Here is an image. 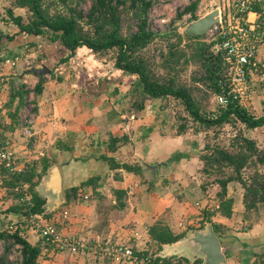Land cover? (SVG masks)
Here are the masks:
<instances>
[{"label": "crops", "instance_id": "1", "mask_svg": "<svg viewBox=\"0 0 264 264\" xmlns=\"http://www.w3.org/2000/svg\"><path fill=\"white\" fill-rule=\"evenodd\" d=\"M6 3L0 0V6L5 7ZM257 15L256 10H251L247 17L257 19ZM9 27L0 25L2 31L10 35L0 39V56L21 54L30 56L33 61L26 68L20 65L0 68V123L11 140L18 167L38 160V170L40 160L45 157L50 159L46 170L53 163L57 165L61 174L62 204L53 211L46 205L49 212H54L49 218L57 220L61 208L67 207V221L59 225L67 234L91 242L122 241L131 244L133 249H150L154 255H184L175 248L183 237L158 245L149 237L148 228L160 219L174 231L187 232L201 223L204 208H213L206 207L210 195L194 180V172L200 166L196 140L187 143L183 130L175 133V124L164 113L160 114L162 106L158 98H147L143 108L133 109L131 95L136 86L135 74L123 71L114 63H106L102 54L80 45L72 55L62 59L69 50L58 40H50L47 35L17 32L16 25L11 30ZM257 54L264 58V43L259 44ZM256 76L250 74V84ZM40 81L42 89L35 93L33 87ZM20 84L29 89L25 96L27 102L18 109L20 118L13 120L17 97L11 104L6 102L10 92ZM110 135H126L127 140L111 150L108 147ZM103 154L114 156L117 162L139 163L140 169L129 170L121 165L111 168ZM178 154L179 158L174 160ZM145 162L157 164V171L145 169ZM39 182L36 189L40 193ZM188 184L199 188L195 191L198 194L193 195L200 205H196L198 201L192 202ZM115 188L125 192L119 197L123 202L120 206L114 204ZM42 195L47 202L49 197ZM229 195L234 199L231 215H223L218 210L211 215L212 221L220 224L221 231L214 233L225 256L224 264H264V213L261 208L251 217L241 212L240 223H234L232 219L237 216L234 203L241 200L237 193ZM10 199L8 196L7 203ZM202 203L203 210L200 209ZM241 206L244 209L243 202ZM182 213L184 217L180 218ZM207 224L211 223L205 221L202 227ZM24 229L29 241H40L36 228L25 224ZM135 231L138 232L136 237ZM85 252L53 250L45 260L57 264L127 263L99 256L91 258L88 256L91 254ZM228 255L231 261L227 263Z\"/></svg>", "mask_w": 264, "mask_h": 264}, {"label": "trees", "instance_id": "2", "mask_svg": "<svg viewBox=\"0 0 264 264\" xmlns=\"http://www.w3.org/2000/svg\"><path fill=\"white\" fill-rule=\"evenodd\" d=\"M53 1L61 4L63 9L50 10L46 0H13L11 4H7V6L4 7L7 15L3 16L2 14L1 20L3 22H7V20L12 21L18 27L17 32L47 35L50 40H58L69 50L67 56L62 59H66L68 56L72 55L80 45H85L93 52L100 54L107 49H114V65L125 72L135 74L136 86L133 93H136L137 98L133 103L136 109L143 108L144 101L147 98L161 99L173 96L179 98L184 103L185 108L194 119L206 125L222 123L223 121L229 120L231 117L238 118L247 127L251 128L264 125V112L258 116L253 115L238 100H231L225 105L217 103L218 109L214 115L208 116L203 114L200 112L199 106L195 102L193 96L184 86L176 84L171 77L161 80L155 75L147 59L142 54L143 48L146 47L156 35L160 34L159 31L151 29L148 24V11L152 6V0H92L86 14H83L82 9L78 8L80 0ZM196 4L197 0H193L191 3L187 4L177 13V17H180L185 12L194 11ZM14 6L26 7L28 11L26 20H24L22 13L14 12ZM251 10H256L260 15L264 16V0H252ZM130 18L135 21V28L125 30L122 20H129ZM126 25L127 28L130 27L129 21H127ZM164 34L168 35V32H164ZM174 34L178 38L176 43L180 42L182 34L178 32ZM183 34L189 39L202 36L189 35L186 32H183ZM9 36V34L0 29V39ZM195 46L197 53H199V56L202 58L201 64L204 67L202 76L210 80V86L214 93L222 92L226 89L228 83V67L224 61L223 55L212 49L211 40H197ZM168 55L173 56L177 60L180 53H178V50H170ZM41 89V81L37 82L33 87L35 93L40 92ZM28 91L29 89L26 88L24 84H20L18 89L16 88L10 92L6 104L13 103L15 97H17L15 113L13 116L10 113L13 120H18L20 118L17 112L21 106L23 107L24 104H26L27 101L25 96ZM181 131L182 129L177 127L175 133H180ZM126 138V135H110L108 141L109 149H115L118 143L125 142L127 140ZM243 139L248 145V149L254 147L253 139L245 136ZM198 153L199 158L203 161L202 168L204 170L209 169L208 166H212L215 161L219 165L225 163L226 166L231 167V173L224 178L218 179L220 190L216 195L218 198L217 207L212 209L204 208L201 223L193 226L202 227L205 221H209L214 232L219 233L221 231L220 224L212 221L211 215L217 210L223 215H231L234 199L227 194V183L231 180L241 181L244 187V214L250 217L249 211L251 208L257 213L260 206L264 205L263 175H257L259 178L254 176L249 183L241 178V169L248 162L251 154L241 148L231 151L222 147L214 149L211 153H200V151ZM178 156L179 154L175 155L173 159H178ZM102 157L107 160L111 168H116L121 165L125 169L137 171L141 166L139 163L117 162L114 160V156L106 154H103ZM257 160L264 162V151L257 156ZM37 161L34 160L33 162L27 163L26 166L17 170H10L5 167L3 163H0V185L7 191V196L9 195L11 198L13 197L15 199V202L9 206V209L19 212L25 219H28L30 214L35 213L40 214L45 219L54 214V212L48 211L46 197L41 195L36 189V185L45 174L50 159L46 157L42 158L40 160L41 167L38 170L36 167V163L38 164ZM14 163H17L16 158ZM97 178L98 177H96V179ZM113 191L117 197L114 204L115 206H120L123 202L119 200V197L125 192L123 189L119 188H115ZM22 197L25 198V201L21 200ZM185 232L186 230L174 231L168 224L162 222L160 219L153 222L148 228L149 237L158 245L177 241L185 235ZM0 239L18 245L19 259L17 264H39L40 257L43 255L48 257V252L53 251L52 249L44 251L43 247L45 244L42 243L41 238L40 241L34 243L29 241L26 235L20 231L19 227L11 232L6 228L1 229ZM8 248L9 245L7 244L5 246V251L0 253V264H11L6 257ZM133 251L139 256L149 253L148 249H133ZM152 257L154 264H185L189 260L188 257L175 254L171 256L155 255ZM193 264H200V258H195Z\"/></svg>", "mask_w": 264, "mask_h": 264}, {"label": "rangeland", "instance_id": "3", "mask_svg": "<svg viewBox=\"0 0 264 264\" xmlns=\"http://www.w3.org/2000/svg\"><path fill=\"white\" fill-rule=\"evenodd\" d=\"M6 4H11L13 0H6ZM193 0H152V6L148 11V24L149 27L155 31H159L160 34L156 35L154 39L142 50V54L148 61L149 66L155 75L161 79L165 80L169 77L173 78L174 82L178 85L184 86L190 94L193 96L195 102L199 106L200 112L206 115H212L216 113L218 109V104L214 97V92L212 91V87L210 86V80L203 77L204 67L201 64L202 58L199 56V53L196 51L195 42L197 40H205L207 41V37L204 34H201V37L189 39L187 38L183 32L184 26L197 17L204 15L205 13L213 10L214 8H218L221 12L222 18L227 20L228 15H233L235 13V8L233 3L236 0H197L196 7L192 12H185L180 17H177V13L181 11L187 4L191 3ZM92 0H80L78 4V8L82 9L83 14H86L89 6L91 5ZM46 3L49 5L50 10L55 9H63L61 4L53 1L46 0ZM7 6V5H6ZM15 13H22L24 16V20L28 16V11L26 7L24 8H13ZM0 14L6 16V10L4 6L1 4L0 6ZM123 26L126 30H131L135 28V21L130 18L129 20L123 19ZM127 21H129L130 27L127 28ZM0 25L2 26H11L13 28L15 24L11 22H3L0 16ZM1 29V28H0ZM7 29V27H6ZM5 29V30H6ZM2 30V29H1ZM164 32H168V35L164 34ZM178 32L182 34V38L180 42L178 41L177 36L174 34ZM173 44V45H172ZM170 50H178L180 53L178 59L176 60L173 56H169L168 52ZM105 62L114 63L113 55L115 54L114 49H107L103 53H101ZM248 94L242 100L241 104L247 108V110L253 115H260L264 111V80L260 76H256L251 79V84L249 82L248 86ZM132 100H136L137 95L133 93L131 95ZM151 101V100H147ZM158 103L162 106V111L169 117V121L173 122L176 127L181 128L185 135V141L188 143L189 140L195 139L197 142V149L200 153L205 152H213L214 149L222 147L227 150H236L241 148L242 150H246L249 152L250 158L245 166L241 169V178L249 183L254 176L263 175L264 178V162H260L257 160V156L264 151V125L256 126V127H247L243 122H241L238 118L231 117L227 121H223L222 123H215L212 125H206L192 117V115L187 111L184 106V103L179 99L173 96H169L166 98H158ZM133 109L137 110L135 106ZM160 108V106H156ZM159 111V110H158ZM28 112V109L27 111ZM27 114V113H26ZM27 117V116H26ZM171 124V123H169ZM182 126V127H181ZM248 137L254 140V147L248 149V145L245 143L243 137ZM198 159L199 156H198ZM203 161L199 160V168L194 172L195 179L197 183L195 185L202 186L209 193V200L205 204L206 207H217L216 195L220 190V184L218 179L226 177L231 173V167L226 166L225 163H221L220 165L214 161L212 166H208L209 169L204 170L202 168ZM259 178V176H257ZM189 182V181H188ZM175 183V182H174ZM2 188V186L0 185ZM182 187V186H181ZM0 192V213L4 212V215L0 214V230L6 228L9 232L13 231L15 228L19 227L20 231L27 236V233L24 229L25 224H28L29 227L36 228V224L41 223L40 217H35L33 219H25L21 214H15L11 212L9 206L15 202V199L12 197L7 203V191L3 188ZM3 190V191H2ZM187 190L190 192L189 195H193L196 190L199 191V188H193L187 185ZM244 187L242 182L239 180H231L227 183V194L237 193L239 199L237 203H234L235 215H237L232 221L234 223H240L238 220L245 210L242 208L241 203L243 202L244 197ZM6 196V198H5ZM193 201H198L196 205H200V201L194 195ZM197 198V200H195ZM210 202V203H209ZM209 203V204H208ZM4 204L6 207H4ZM203 204V203H202ZM259 204V203H258ZM203 204L200 206V209L203 210L205 207ZM262 205V204H259ZM14 206V205H13ZM261 212L264 210V205L260 206ZM255 212L254 209H250L249 214L250 217L252 213ZM202 214V212H201ZM255 216V215H253ZM184 217V213L181 214L180 218ZM13 223V227L9 228V224ZM194 228V226H193ZM36 231V230H35ZM9 245L6 257L9 259L11 264H17L19 259V250L18 245L11 244L8 241L0 239V253L5 251V246ZM179 249L178 251H182L184 255L181 256L188 257V262L185 264H193V260L196 257H189L188 251L185 250L183 246L175 245V248ZM184 250V251H183ZM148 255L155 256L153 251L148 249ZM88 253V252H85ZM152 253V254H151ZM88 255L91 258L99 256L101 259H111L106 255H97V253H93L89 251ZM178 254V253H175ZM180 254V253H179ZM45 255L39 258V264H57L54 262H47L45 260ZM230 255L227 256V263L230 262ZM112 260V259H111ZM127 264V263H126Z\"/></svg>", "mask_w": 264, "mask_h": 264}, {"label": "built area", "instance_id": "4", "mask_svg": "<svg viewBox=\"0 0 264 264\" xmlns=\"http://www.w3.org/2000/svg\"><path fill=\"white\" fill-rule=\"evenodd\" d=\"M251 4L252 0H236L233 3L235 13L231 16L228 15V19L225 20L219 11V20L212 22L205 31L207 40L212 41V49L223 55L228 67L226 89L214 93L216 102L221 105H225L231 100L242 102L248 94L251 73H255L264 80V58L257 54L259 44L264 43V16L258 13L257 19L248 18L247 14L251 11ZM32 61L31 57L27 55H1L0 68L4 65L10 67L20 65L26 68L31 65ZM14 160L15 154L13 147H11V140L0 124V163H3L10 170L20 169ZM86 196L84 194V197ZM21 200L25 201V198L22 197ZM68 215L69 209L67 207L61 208L57 220L45 219L37 213L30 214V220H34L35 217L41 218V223L35 226L42 243L45 244L44 251L50 249L70 253L91 251L97 255H106L117 262L154 264L151 255L139 256L134 253L133 247L129 243L107 240H93L91 242L63 232L59 225L65 224ZM8 226L12 228L13 223ZM137 235L138 232L135 231L134 237Z\"/></svg>", "mask_w": 264, "mask_h": 264}, {"label": "water", "instance_id": "5", "mask_svg": "<svg viewBox=\"0 0 264 264\" xmlns=\"http://www.w3.org/2000/svg\"><path fill=\"white\" fill-rule=\"evenodd\" d=\"M219 20V9L205 13L192 19L184 26V31L189 35L204 34L208 26ZM145 169L157 171L158 165L144 163ZM39 191L49 197L46 205L50 211L57 209L62 204L63 190L61 185V174L55 163L46 170V176L39 182ZM180 246H183L189 253V257L200 258V264H224L225 256L221 249L218 236L214 233L211 224L202 228H189L183 236Z\"/></svg>", "mask_w": 264, "mask_h": 264}]
</instances>
